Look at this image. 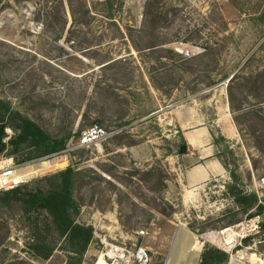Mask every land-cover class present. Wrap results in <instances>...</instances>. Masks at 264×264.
Instances as JSON below:
<instances>
[{"label":"rangeland","instance_id":"1","mask_svg":"<svg viewBox=\"0 0 264 264\" xmlns=\"http://www.w3.org/2000/svg\"><path fill=\"white\" fill-rule=\"evenodd\" d=\"M60 2L0 0V98L53 136L71 133L66 149L93 125L108 132L71 150L65 167L33 175L79 171L78 220L95 230L81 264H165L179 229L193 239L184 264H199L205 243L226 240L244 250L246 263L264 259V231L248 227L242 246L238 235L222 234L243 233L245 217L222 227L234 213L226 186L251 191L264 177V0H160L165 17L156 28L144 17L147 0H119L117 26L100 15L75 26ZM192 48L200 52L182 53ZM195 112L212 135L201 139L212 146L207 160L224 170L189 186L182 162L189 151L180 149L193 147L178 121ZM4 200L0 264H66L61 250L34 256L19 207ZM191 224L208 229L198 234ZM212 232L221 236L205 238Z\"/></svg>","mask_w":264,"mask_h":264},{"label":"trees","instance_id":"2","mask_svg":"<svg viewBox=\"0 0 264 264\" xmlns=\"http://www.w3.org/2000/svg\"><path fill=\"white\" fill-rule=\"evenodd\" d=\"M64 1L69 7L75 26L89 25L98 15L117 26L115 22L119 10L116 6L119 0H100L94 4L88 0H61L60 3L64 4ZM159 2L160 0H147L144 11L146 23L155 28L165 17L156 5ZM260 76L264 77V72ZM9 128L15 135L6 141ZM70 138L71 133L64 137L53 136L38 122L0 98V156L12 157L17 164L33 163L66 150ZM78 174L77 168L70 165L0 193L5 204L19 207L22 218L28 224L30 237L27 245L34 256L47 260L56 250H61L67 254L66 264H81L95 240L93 225L78 220L81 213V206L75 195ZM226 193L233 200V207L229 211L234 213L222 227L241 222L243 219L237 217L240 212L245 215L244 219L264 214V198L260 202L256 192L246 191L234 182L226 186ZM190 229L201 234L208 226L197 230L196 224H191ZM260 230L264 231V223ZM252 239L248 237L244 242L250 243ZM228 261L229 253L205 243L199 264H227Z\"/></svg>","mask_w":264,"mask_h":264},{"label":"built area","instance_id":"3","mask_svg":"<svg viewBox=\"0 0 264 264\" xmlns=\"http://www.w3.org/2000/svg\"><path fill=\"white\" fill-rule=\"evenodd\" d=\"M199 52L200 51L198 48H192V49H187L185 51H182V53L187 57L195 56ZM107 136H108V132L105 128L99 125H93L82 131L75 147L63 150L62 152L54 155V156L60 155L55 160H57L58 162L65 160L66 165H67L68 164V153L71 150L92 145L93 143H96V142H99L105 139ZM9 138H11L10 135L6 138V141ZM47 158L49 157H45L38 161H42ZM29 165H32V163L17 164L12 157L0 156V193L13 190L29 182L30 180H32L35 176L30 175L26 171V167ZM251 191L256 192L260 198V202H262V199L264 198V177L259 178L254 181L253 188L251 189ZM263 223H264V214H259L253 218H250V219L245 218L243 220L241 224L242 225L241 230L243 233L241 234L237 233L234 230V227H228L226 229H231L232 232L237 233L236 235H238L241 239L239 244L242 246L241 241L245 236H247L246 229L248 227H254L256 230L259 231ZM210 234H215V233L212 232ZM215 238L217 239L218 237L215 236ZM231 244L232 243L230 241L226 240V243L223 242L222 245L218 246L223 251L229 253L230 257H229L228 264H264V259H259L255 262L251 261L249 263H246L244 261L245 259L244 250L234 252L236 243L234 245H231Z\"/></svg>","mask_w":264,"mask_h":264},{"label":"crops","instance_id":"4","mask_svg":"<svg viewBox=\"0 0 264 264\" xmlns=\"http://www.w3.org/2000/svg\"><path fill=\"white\" fill-rule=\"evenodd\" d=\"M200 115L195 112L189 117H181L178 121L179 127L182 129V134L189 144L192 145L193 150L188 149L189 153L183 155L182 162L186 169V181L189 186L201 184L209 178L222 174L224 169H221L217 160H207L206 153H210L211 145H204L202 138H211L209 127L200 125ZM185 197V194H184ZM183 197V201L185 198Z\"/></svg>","mask_w":264,"mask_h":264},{"label":"water","instance_id":"5","mask_svg":"<svg viewBox=\"0 0 264 264\" xmlns=\"http://www.w3.org/2000/svg\"><path fill=\"white\" fill-rule=\"evenodd\" d=\"M188 149L183 145L180 153H187ZM193 246V239L190 235L186 234L184 230L179 229L175 235L170 253L167 257L165 264H184L183 258L190 252Z\"/></svg>","mask_w":264,"mask_h":264},{"label":"bare ground","instance_id":"6","mask_svg":"<svg viewBox=\"0 0 264 264\" xmlns=\"http://www.w3.org/2000/svg\"><path fill=\"white\" fill-rule=\"evenodd\" d=\"M49 163L48 162H46V163L45 162H39V163H36V164H32V165L37 166L38 168L36 170L34 169V171L31 173V171L28 169L29 167H26V171L30 175H35V174H38L39 171L40 172L47 171V169H48V167L50 165L52 166V169L62 168V167H65L66 166V162L59 163L57 160H52ZM222 232H224V230ZM230 233L233 234V236L235 234H237V233L232 232L231 229H229V231L227 233H222V234H226L227 235V238H231ZM215 236L220 237L221 236L220 232L219 233H215V234H206L205 235V238H207L208 240H212L213 238H215Z\"/></svg>","mask_w":264,"mask_h":264}]
</instances>
